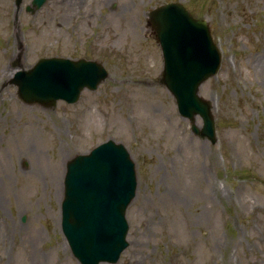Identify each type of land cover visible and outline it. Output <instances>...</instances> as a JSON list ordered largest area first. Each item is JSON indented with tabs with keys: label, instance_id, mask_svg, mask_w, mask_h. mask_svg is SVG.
I'll list each match as a JSON object with an SVG mask.
<instances>
[{
	"label": "rangeland",
	"instance_id": "1",
	"mask_svg": "<svg viewBox=\"0 0 264 264\" xmlns=\"http://www.w3.org/2000/svg\"><path fill=\"white\" fill-rule=\"evenodd\" d=\"M32 1L0 0V264H80L61 229L66 164L108 140L138 177L116 264H264V0ZM169 2L207 21L221 53L199 91L215 142L161 82L148 14ZM43 57L97 60L109 76L74 104L24 103L12 81Z\"/></svg>",
	"mask_w": 264,
	"mask_h": 264
},
{
	"label": "water",
	"instance_id": "2",
	"mask_svg": "<svg viewBox=\"0 0 264 264\" xmlns=\"http://www.w3.org/2000/svg\"><path fill=\"white\" fill-rule=\"evenodd\" d=\"M46 0H34V12ZM19 3L22 0H18ZM163 57L162 83L174 96L179 113L192 122L199 115L202 139L216 141L211 104L199 95L201 85L220 68V53L205 20L195 19L181 3H167L149 14ZM108 77L97 61L42 58L13 83L26 103L52 106L63 99L75 103L84 88L96 90ZM136 165L123 144L113 140L67 163L62 230L72 254L81 264H116L129 246L126 211L136 196Z\"/></svg>",
	"mask_w": 264,
	"mask_h": 264
},
{
	"label": "bare ground",
	"instance_id": "3",
	"mask_svg": "<svg viewBox=\"0 0 264 264\" xmlns=\"http://www.w3.org/2000/svg\"><path fill=\"white\" fill-rule=\"evenodd\" d=\"M126 26L128 27V28H132V26H133V28L134 29H136V24L134 25L133 24V20L131 19H129L127 22H126ZM134 36H136V34L134 33ZM8 74V72H7V67L3 70V76H6ZM12 106H14V108H18V109H22V110H24V111H27V109L26 108H22V107H20L18 104H17V102H12ZM27 121L25 122L26 124L25 125H27V126H30V130H29V133H30V136L32 137V138H35L36 136H37V133H38V131H39V121L38 120H34V118H32L31 116H29V115H27ZM25 133H27V130H26V132ZM59 178H60V175L57 177V182H59ZM32 264H35L34 262L32 263Z\"/></svg>",
	"mask_w": 264,
	"mask_h": 264
}]
</instances>
